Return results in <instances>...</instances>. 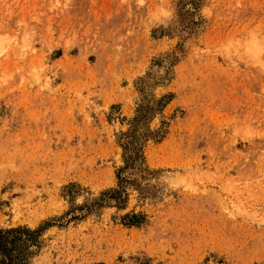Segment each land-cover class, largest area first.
<instances>
[{
	"label": "rangeland",
	"instance_id": "374dc122",
	"mask_svg": "<svg viewBox=\"0 0 264 264\" xmlns=\"http://www.w3.org/2000/svg\"><path fill=\"white\" fill-rule=\"evenodd\" d=\"M18 227L22 264H264V0H0Z\"/></svg>",
	"mask_w": 264,
	"mask_h": 264
},
{
	"label": "trees",
	"instance_id": "16d2710c",
	"mask_svg": "<svg viewBox=\"0 0 264 264\" xmlns=\"http://www.w3.org/2000/svg\"><path fill=\"white\" fill-rule=\"evenodd\" d=\"M138 156L136 152H129L127 161L131 162ZM22 232H30V230L22 228L0 229V264H22V258L19 247L23 245L18 237Z\"/></svg>",
	"mask_w": 264,
	"mask_h": 264
}]
</instances>
